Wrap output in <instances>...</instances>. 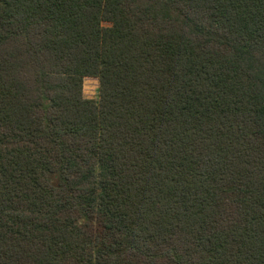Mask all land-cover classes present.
Masks as SVG:
<instances>
[{
	"label": "trees",
	"instance_id": "1",
	"mask_svg": "<svg viewBox=\"0 0 264 264\" xmlns=\"http://www.w3.org/2000/svg\"><path fill=\"white\" fill-rule=\"evenodd\" d=\"M0 264H264V0H0Z\"/></svg>",
	"mask_w": 264,
	"mask_h": 264
},
{
	"label": "rangeland",
	"instance_id": "2",
	"mask_svg": "<svg viewBox=\"0 0 264 264\" xmlns=\"http://www.w3.org/2000/svg\"><path fill=\"white\" fill-rule=\"evenodd\" d=\"M84 96L87 98H98L99 81L94 77H87L84 80Z\"/></svg>",
	"mask_w": 264,
	"mask_h": 264
}]
</instances>
